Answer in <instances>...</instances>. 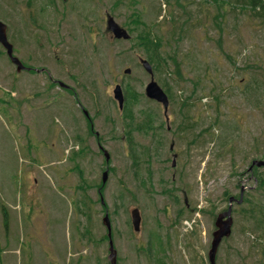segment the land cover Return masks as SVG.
<instances>
[{
  "label": "rangeland",
  "instance_id": "obj_1",
  "mask_svg": "<svg viewBox=\"0 0 264 264\" xmlns=\"http://www.w3.org/2000/svg\"><path fill=\"white\" fill-rule=\"evenodd\" d=\"M28 3H35L33 16L45 29L28 25ZM205 7L207 18L194 12L197 7H168L164 0H0V21L7 25L14 56L31 69L16 73L0 47V264H108L104 214L111 223L117 264H160L165 257L167 264H207L213 213L226 208L225 194L242 191L244 196L253 190L254 177L244 171L264 154V91L248 94V101L243 90L251 77L264 81V23L247 15H238V21L229 17L220 33L210 18L214 4ZM133 14L146 24L156 20L152 28L161 38L178 27L166 51L177 52L183 61L180 87L185 96L197 76L203 80L201 94L209 92L211 79L221 86L214 100L206 97L195 108L202 110L200 118L195 114L200 127L215 117L216 97L222 101L213 141L168 132L160 105L151 136L134 135L151 171L150 181L144 177L146 189L137 188L140 179L133 174L126 140H120L121 115L113 90L120 82L131 83L144 95L150 76L138 61L142 52L134 47L136 32L121 42L105 30L107 15L128 29ZM196 17L207 28L188 32L189 20ZM227 56L247 71L236 73ZM125 69L131 70L129 80ZM146 101L140 106L158 112L155 103ZM179 108H168L170 122L182 119ZM99 145L108 153V163ZM82 146L87 155L70 159L69 153ZM257 195L264 204V191ZM81 200L85 206L77 205ZM136 208L138 232L130 223ZM239 209L232 207V233L221 243L217 264H260L264 259V244L255 246L254 235L245 234L248 224Z\"/></svg>",
  "mask_w": 264,
  "mask_h": 264
},
{
  "label": "trees",
  "instance_id": "obj_2",
  "mask_svg": "<svg viewBox=\"0 0 264 264\" xmlns=\"http://www.w3.org/2000/svg\"><path fill=\"white\" fill-rule=\"evenodd\" d=\"M33 1V0H29ZM180 0H164V3L168 7H172V5L180 7V8H186L188 5L197 7L194 9V12H199V14L204 15L205 18H207L210 15L209 10L205 7L207 4H214L215 13H211V21L212 25L220 32H225L226 29V20L231 17L234 18L236 21H238V15L245 16L247 15L254 21H260L264 23V0H199L197 2L188 1L184 4L181 3ZM28 6H32L31 13H28V25L32 27H38L41 29H45V27L42 25L40 26L37 24V19L33 16V9L36 8L35 3H28ZM159 6V4H158ZM213 5L208 6V8L212 7ZM160 8V6H159ZM77 7L75 8H69L67 12L75 11ZM84 9V8H83ZM45 12V8H42ZM48 10V9H47ZM161 11V10H160ZM108 16V15H107ZM85 22H87L86 19H84ZM170 21L175 24L176 21L174 20V16H171ZM190 23L188 24V32L191 31L193 28L203 27L207 28L208 23H203L202 19L199 17L195 18V21L191 23L192 20H189ZM130 26L128 29L123 28L129 35V40L131 38V34L133 32H136L135 36V44L134 47L136 49H139L142 52V55L139 57L140 59L145 60L152 69V74L156 76L157 78V84L158 86L163 90L165 93L167 99H168V108L171 106H180L178 109V112L180 111L179 117L182 115V119L180 121L177 120V123L170 122L169 117L166 115L161 114V117L166 118L168 121H166V130L169 132L171 131L174 136H183L187 139L188 135H192V140L196 139L202 140V142H205V140H209L210 142L214 139V127L221 123V117L222 114L220 113V105L222 104V101H220L219 98L216 97V99L219 101L214 102L215 106V117L211 119L209 123H202V126L198 127V121L195 120V114H199L200 118V112L202 110H195L197 107L196 104H201V101L206 98L210 97L214 100L212 97L216 91L221 88L218 87V84H215L214 81L211 79V85L208 87L209 92L207 94H201L200 92H203L202 88V77L197 76L195 79L196 81L192 82L193 90L190 91V94L185 96L183 94L184 89L180 87V83L183 81V73L180 71V68H182L183 61L181 62V58H179V55L177 52L173 54H168L166 51V47L169 45L171 40H174L175 32L177 30V26H173L171 33L166 38H161L156 32L153 31L152 26H154V23L157 21H150L144 23L143 19L141 17L134 16V14L129 19ZM30 28V27H29ZM180 29V28H179ZM7 37H8V31H7ZM128 40V41H129ZM125 42V41H121ZM220 42V41H219ZM229 63L233 66V69L236 73L239 72H246L247 70L240 69L237 64V60L233 57L227 56ZM180 60H179V59ZM136 64V63H135ZM137 65V64H136ZM252 66V65H251ZM248 67V65H247ZM174 69V71H173ZM249 69V68H248ZM152 75V76H153ZM176 77L175 78H173ZM250 77V75H249ZM125 78L128 80L131 78L130 76L126 75ZM154 80V79H153ZM123 96H124V102L122 105V110H120L119 114L121 115V133L120 140L124 139L127 143V151L128 155L132 161L131 167L133 169V174L137 175L140 179V183L137 186V188L146 189L145 186L147 185V180L150 181L151 177V171L150 167L145 168V165H147L148 161H144V157L142 158V153L138 152V145L135 142V134H144L151 136L150 130L152 129V126L154 127V121L157 119V114H159V106L158 112L151 111L149 108H147L145 105L143 107L140 106L142 100L146 101L148 100L143 94L137 93V90L134 86H132L131 83H126L124 85V82H120ZM177 90H180L181 92L179 95H176ZM245 99L249 101V95L252 96V92L258 93L260 91H264V81L259 80L257 77H251L248 79V81L245 83ZM175 92V97L173 93ZM196 92H199V95L196 94ZM243 93V92H242ZM249 94V95H248ZM148 103H154L152 101H146ZM203 105V104H201ZM140 106L141 108H138ZM118 110H116L117 112ZM118 113V112H117ZM168 117V118H167ZM86 118V117H85ZM87 119L88 128L91 132L93 130L90 126V119ZM179 119V118H178ZM108 121H112V117H108ZM173 123V124H172ZM199 129V130H198ZM173 148V144L170 145V148ZM141 147H139L140 149ZM172 151V150H170ZM87 155V151L82 146L80 150L78 151H71L69 153V158L73 159L74 157L83 158ZM177 156V154H175ZM259 156H255L251 160L252 161H264V154L259 153ZM251 162L249 163L247 169L244 171L246 175H250L254 177L253 183V190L246 193L243 196V200L240 205L238 203L234 204V207L239 206V213L244 218L245 222L248 224V227L245 229V234L250 233L254 235V241L255 246H259L264 244V204L262 201H260L257 197V192L264 191V167H252L251 171H249V167L251 166ZM145 164V165H144ZM146 169V170H145ZM242 175V174H240ZM144 177H146L145 180ZM150 185V183H149ZM148 185V186H149ZM99 189H102V186L99 185ZM98 189V190H99ZM147 191V190H146ZM100 192V191H98ZM150 191H147V193ZM168 194V192H165ZM229 198H233L235 200H239L240 193L237 195L232 194H225L223 196V201L227 203ZM236 202V201H235ZM77 205H84L85 202L81 200V203H77ZM226 208L224 210L227 209ZM243 205L244 208H241ZM76 208V207H75ZM86 209V207H85ZM184 210H187V205L185 204L183 206ZM132 211V210H131ZM81 214H83L82 211H80ZM178 210V216L182 214ZM191 212V211H190ZM131 213V212H130ZM232 213H234V210H232ZM217 213H213V218ZM111 224V223H110ZM173 226V225H172ZM196 231H193L190 233V235L187 236L189 238L190 236H194ZM107 234V232H106ZM104 235L103 238L107 241V235ZM155 238L160 241L159 235H155ZM112 240V236H111ZM150 252V251H149ZM165 256V255H164ZM150 258V256H147ZM169 260L167 257H165V260L159 261L160 264H167V261ZM217 261V257H216ZM169 262V261H168ZM264 259H260V264H264ZM206 263V262H205ZM217 263V262H216ZM170 264V263H168ZM208 264V263H207Z\"/></svg>",
  "mask_w": 264,
  "mask_h": 264
},
{
  "label": "water",
  "instance_id": "obj_3",
  "mask_svg": "<svg viewBox=\"0 0 264 264\" xmlns=\"http://www.w3.org/2000/svg\"><path fill=\"white\" fill-rule=\"evenodd\" d=\"M106 30L113 36L116 40H127L129 38L128 34L125 30L121 29L112 18L107 17L106 19ZM0 46L5 51V54L7 58L10 60V62L16 67V72L20 73L21 71L25 70V67L22 65V63L13 56V47L9 43L7 38V26L0 21ZM141 66L144 69V71L151 76L150 82L146 85L144 93L145 97L149 100L155 101L159 104H161L164 109H167L168 106V99L163 92V90L157 85V83L152 79V70L151 66L145 61L140 60ZM129 70H126L124 73L129 74ZM58 85L61 88H67L63 83H58ZM113 99L117 102L119 109H122V105L124 102L122 90L120 86L116 85L113 90ZM86 115V113H85ZM103 155L105 157V161L108 162L109 155L107 152H103ZM252 167H264V161H252L251 166L249 167V171H251ZM107 180V171H105L102 174V183L104 184ZM232 201H235L233 198H229V205L227 207V210L219 213L216 215L214 219V230L211 234V241L209 245V249L207 251V261L208 264H216V254L219 248V245L221 244L222 240L224 238H228L231 234V228L233 224L231 211H232ZM242 196H240L239 200H236V203H241ZM101 203L102 200H101ZM140 215L139 211L137 209H133L131 211V224L133 227L134 232L139 231L140 226ZM102 225L106 228L107 231V238H108V256L107 260L109 264H116L117 260V252L114 249L113 242L111 240V225L109 218L107 214L102 219Z\"/></svg>",
  "mask_w": 264,
  "mask_h": 264
},
{
  "label": "flooded vegetation",
  "instance_id": "obj_4",
  "mask_svg": "<svg viewBox=\"0 0 264 264\" xmlns=\"http://www.w3.org/2000/svg\"><path fill=\"white\" fill-rule=\"evenodd\" d=\"M63 1H65V0H63ZM172 149V147L170 148V150ZM99 150H103V149H101V146L99 145ZM176 158H177V156L174 154L173 155V160H172V162H171V168H174L175 167V165H176ZM241 194V193H240ZM243 194V193H242Z\"/></svg>",
  "mask_w": 264,
  "mask_h": 264
}]
</instances>
